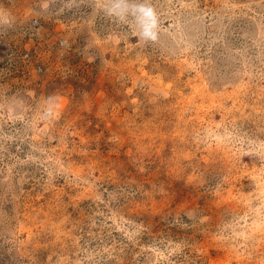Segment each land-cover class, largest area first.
<instances>
[{"label":"rangeland","instance_id":"obj_1","mask_svg":"<svg viewBox=\"0 0 264 264\" xmlns=\"http://www.w3.org/2000/svg\"><path fill=\"white\" fill-rule=\"evenodd\" d=\"M0 264H264V0H0Z\"/></svg>","mask_w":264,"mask_h":264},{"label":"clouds","instance_id":"obj_2","mask_svg":"<svg viewBox=\"0 0 264 264\" xmlns=\"http://www.w3.org/2000/svg\"><path fill=\"white\" fill-rule=\"evenodd\" d=\"M137 11L140 13L138 20L142 25V38L145 40H156V29L158 22L155 12L151 7H148L145 4H140L137 8ZM145 21H147V23H145Z\"/></svg>","mask_w":264,"mask_h":264}]
</instances>
